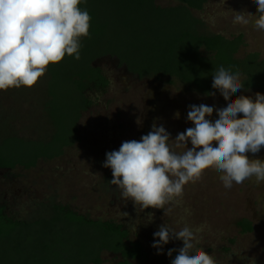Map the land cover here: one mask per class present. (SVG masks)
I'll use <instances>...</instances> for the list:
<instances>
[{"label": "rangeland", "instance_id": "rangeland-1", "mask_svg": "<svg viewBox=\"0 0 264 264\" xmlns=\"http://www.w3.org/2000/svg\"><path fill=\"white\" fill-rule=\"evenodd\" d=\"M157 5H178L174 0H157ZM250 13L247 25L236 24L237 13ZM193 13L203 21L200 32L220 33L228 37L243 33L246 46L238 53L243 57L259 52L264 58V30H258L255 0H209L202 10ZM109 83L106 87L92 86L86 91L91 100L78 122L79 139L65 148L62 156L53 160H40L26 169L22 166L0 168V207L16 220L33 221L50 215L52 204L67 205L93 219H110L122 223L130 230L131 239L141 241L145 247L143 259L133 264H171L183 242L170 240L158 254L154 233L162 224L176 231L190 227L196 235L198 248L213 255L216 264H264V184L255 177L241 184L225 188L222 173L207 169L202 177L184 185L182 195L167 203L163 209L142 210L128 199L121 189L110 183L112 170L103 167L106 153L119 150L122 142L139 141L152 130V125L163 126L170 133L172 150L182 153L186 147H177L176 136L189 127L187 119L190 105L205 104L224 108L220 92L214 95L200 93L183 83L169 84L166 80L141 79L120 66L116 58L98 59ZM47 70L31 88H10L0 91V141L6 136L26 140H50L55 132L45 104L48 100ZM240 82L243 77L239 76ZM260 90H241L230 98L248 96L255 99ZM179 112V118L175 114ZM208 119H218L214 111ZM191 147V143H188ZM250 159L264 160V148L259 153H248ZM149 213L154 214L151 222ZM249 219L254 231L243 233L238 222ZM79 238L77 242H79ZM106 263L117 264L119 258L109 251L102 252Z\"/></svg>", "mask_w": 264, "mask_h": 264}, {"label": "trees", "instance_id": "trees-1", "mask_svg": "<svg viewBox=\"0 0 264 264\" xmlns=\"http://www.w3.org/2000/svg\"><path fill=\"white\" fill-rule=\"evenodd\" d=\"M157 0H82L79 7L90 16L89 36L80 38V59L65 56L48 71L46 111L55 132L50 140L6 136L0 141V168L26 169L40 160H53L78 139V122L91 100L86 91L106 87L108 79L95 62L110 56L141 79L180 82L211 95L213 75L219 67L243 77L242 90L264 92V58L259 52L243 57V33L230 37L200 32L203 21L193 10L209 0H174L162 7ZM50 215L33 221L16 220L0 207V264H110L103 251L115 254L117 264L143 259L145 247L131 239L124 224L93 219L67 205L52 204ZM243 233L254 231L253 222H238ZM79 238V242L78 241Z\"/></svg>", "mask_w": 264, "mask_h": 264}, {"label": "clouds", "instance_id": "clouds-1", "mask_svg": "<svg viewBox=\"0 0 264 264\" xmlns=\"http://www.w3.org/2000/svg\"><path fill=\"white\" fill-rule=\"evenodd\" d=\"M81 2L0 0V91L33 87L50 64L61 62L66 55L80 59V38L89 36L91 21L89 12L79 7ZM255 3L259 15L254 25L264 30V0ZM251 15L237 13L233 22L247 25L246 17ZM212 87L229 102L216 109L205 104L189 106L187 119L194 127L174 140L186 151H173L170 133L153 123L152 130L139 141H124L119 150L106 153L103 167L112 170L110 183L121 189L124 199L142 210L163 209L182 195L184 185L199 180L209 168L222 173L220 180L225 188L253 177L264 184V160L248 156L264 148V94L256 93L255 99L240 95L231 100L243 85L238 72L223 66L213 75ZM214 111L218 119L213 122L208 117ZM179 115L177 112L175 117ZM153 216L149 213V222ZM153 235L152 246L160 250L158 254L170 240L183 242L178 250H168V256L173 251L178 253L171 264H216L213 255L196 246L199 241L188 226L176 231L162 224Z\"/></svg>", "mask_w": 264, "mask_h": 264}]
</instances>
